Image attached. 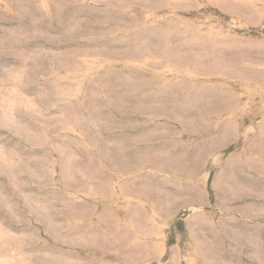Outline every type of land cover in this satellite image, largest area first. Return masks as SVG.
Segmentation results:
<instances>
[{"label": "rangeland", "instance_id": "374dc122", "mask_svg": "<svg viewBox=\"0 0 264 264\" xmlns=\"http://www.w3.org/2000/svg\"><path fill=\"white\" fill-rule=\"evenodd\" d=\"M0 264H264V0H0Z\"/></svg>", "mask_w": 264, "mask_h": 264}]
</instances>
